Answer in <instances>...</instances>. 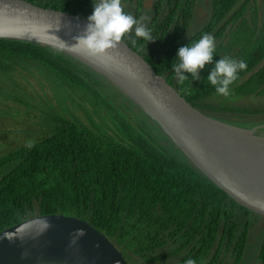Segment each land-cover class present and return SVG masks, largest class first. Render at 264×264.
I'll list each match as a JSON object with an SVG mask.
<instances>
[{"label":"trees","instance_id":"obj_1","mask_svg":"<svg viewBox=\"0 0 264 264\" xmlns=\"http://www.w3.org/2000/svg\"><path fill=\"white\" fill-rule=\"evenodd\" d=\"M28 1L84 17L93 12V0ZM197 1L156 0L142 16L137 0L133 17H144L154 40L136 37L134 28L122 39L203 112L217 94L206 82L214 63L200 70L198 80L186 72L183 84L172 68L178 48L203 33L215 37L214 62L221 56L247 62L231 92L264 93V0L262 20L257 0H206V23L189 33ZM21 63L38 68L69 99L78 97L88 122L45 111L51 122L40 139L21 142L13 135L9 144L0 142V230L61 213L89 221L130 264L241 262L251 218L264 216L216 186L141 107L85 63L49 46L0 38V70L8 73ZM7 136L5 130L1 138ZM261 236L264 264V230Z\"/></svg>","mask_w":264,"mask_h":264},{"label":"water","instance_id":"obj_2","mask_svg":"<svg viewBox=\"0 0 264 264\" xmlns=\"http://www.w3.org/2000/svg\"><path fill=\"white\" fill-rule=\"evenodd\" d=\"M87 17L28 0H0V38L49 46L80 60L141 107L216 186L264 215V120L239 125L189 103L124 39L103 54L75 44ZM0 264H130L89 221L34 215L0 230Z\"/></svg>","mask_w":264,"mask_h":264},{"label":"rangeland","instance_id":"obj_3","mask_svg":"<svg viewBox=\"0 0 264 264\" xmlns=\"http://www.w3.org/2000/svg\"><path fill=\"white\" fill-rule=\"evenodd\" d=\"M155 0H141L139 11L142 16L151 9ZM260 6L259 18L262 20V0H257ZM123 11L134 15L137 0H121ZM251 3V2H250ZM204 6H202V5ZM194 8V17L189 26V33L198 30L208 19L207 5L203 0H199ZM93 10V4L89 7ZM249 11L246 12L248 15ZM264 61V59H263ZM248 75V74H247ZM245 75L243 78H245ZM68 95L55 86L52 81L44 75L38 68L28 64H17L11 67L7 73L0 70V142L9 144L12 142L13 135L20 136L21 142L36 141L45 135L46 128L49 127V120L45 111L62 113L66 117H77L79 120L88 122L84 109L79 105L78 97L75 96L74 102L67 97ZM208 107L205 113L215 118L227 120L239 125H249L258 120H264V115L252 114V112L239 111L240 109L262 106L264 107V94L256 97L254 93L248 95H236L229 89L227 96L214 94L207 100ZM217 107V108H214ZM244 107V108H242ZM239 108V112L235 109ZM98 121V117H93ZM102 123V121H99ZM8 133L7 138H1ZM12 131V133L10 132ZM264 132V130H262ZM9 139V140H7ZM20 143V142H19ZM16 143V144H19ZM0 146V151L2 150ZM249 243L245 251L242 264L252 263L253 257L258 250L259 240L264 228V218L253 216Z\"/></svg>","mask_w":264,"mask_h":264},{"label":"clouds","instance_id":"obj_4","mask_svg":"<svg viewBox=\"0 0 264 264\" xmlns=\"http://www.w3.org/2000/svg\"><path fill=\"white\" fill-rule=\"evenodd\" d=\"M83 34L73 37L75 44L92 52L103 54L109 49L116 48L123 36L134 28L135 36L145 41L154 40L151 30L139 19L123 11L121 0H93V12L87 17ZM135 43V40L133 41ZM216 53L215 37L210 33H203L196 41L178 48L173 61V72L179 83L189 79L185 73H191L193 79H200L199 72L206 64H213L206 82L215 88V92L227 96L229 86L239 77L238 73L247 69V62L229 56H221L213 61ZM184 264H196L194 259H187Z\"/></svg>","mask_w":264,"mask_h":264},{"label":"flooded vegetation","instance_id":"obj_5","mask_svg":"<svg viewBox=\"0 0 264 264\" xmlns=\"http://www.w3.org/2000/svg\"><path fill=\"white\" fill-rule=\"evenodd\" d=\"M156 1V0H155ZM154 1V2H155ZM197 3H198V1L196 2V5H197ZM203 3L206 5L207 4V1L206 0H203ZM195 5V6H196ZM202 5V4H201ZM203 6V5H202ZM204 7V6H203ZM196 8V7H195ZM192 22V21H191ZM191 24V23H190ZM202 27V26H201ZM227 29H229V26L227 27ZM195 32V31H194ZM193 33V32H192ZM255 94V93H254ZM264 93H261V94H255L256 95V97H261L262 95H263ZM258 107H260L261 109H263V110H261V111H254V112H252V114H256V115H264V107H262V106H258ZM262 215V214H261ZM262 216H264V215H262ZM252 219V218H251ZM251 224H252V222H251ZM253 224H254V222H253ZM252 228V226L250 227V229ZM263 230H264V228H263ZM263 238H262V236H261V238H260V242H259V244L257 245L258 246V250H257V254L253 257V259H252V263H254V264H261V257L259 258V254H258V251H259V249H260V243H262V240ZM250 241H249V239L247 240V244H246V247L245 248H247V245H248V243H249ZM245 251H246V249H245ZM245 251H244V253H243V255H242V258H241V262L239 263V264H242L243 262V258L245 257ZM221 264H227L226 262H222Z\"/></svg>","mask_w":264,"mask_h":264}]
</instances>
